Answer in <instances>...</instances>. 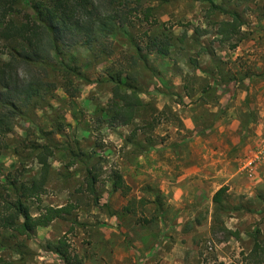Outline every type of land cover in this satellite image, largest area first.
<instances>
[{"label":"rangeland","instance_id":"rangeland-1","mask_svg":"<svg viewBox=\"0 0 264 264\" xmlns=\"http://www.w3.org/2000/svg\"><path fill=\"white\" fill-rule=\"evenodd\" d=\"M145 6L153 8L149 21L159 23L155 29L174 35L169 54H147L144 49L147 68L139 63L133 68V50L121 32L106 34L92 49L74 48L72 64L84 78L69 77L72 97L58 83L44 97L30 99L23 107L25 117L14 118L4 139L0 170L19 182L29 181L42 169L34 148L48 147L41 150L50 168L40 205L73 207L67 220L51 224L50 241L67 239L69 256L82 262L83 257L104 255L100 247L108 241L106 232L115 229L130 250L127 264H253L246 257L254 243L251 234L264 244V29H254L259 20L264 22V0H145ZM230 11L238 13L244 25L238 36L220 42L217 23L228 20ZM148 27L137 23L131 33L136 43L146 40ZM7 53L8 45L0 40V62L8 59ZM122 71L139 79L145 105L129 126L112 124L106 113L113 88L107 73L122 76ZM176 88L185 96H178ZM164 91L168 101L179 106L173 105L176 112L171 106L158 111ZM233 121L235 129L226 132L232 135L230 143L221 142L220 147L229 144L236 155L234 183L222 185L214 174L204 175L210 177L207 184L190 179L182 185L180 200L161 189L163 178L177 175L188 158L184 155L200 149L195 133L212 138ZM167 149L181 159H171L170 176L152 175V166L160 170L158 156L170 153ZM74 153H82V160ZM135 165L140 173L130 169ZM85 169L97 176L94 195L84 191ZM112 172L121 175L127 190L112 191ZM222 187L227 190L216 206L212 198ZM36 207H31L33 214ZM32 243H37L35 236L27 243L34 253ZM35 258L27 264H34Z\"/></svg>","mask_w":264,"mask_h":264},{"label":"trees","instance_id":"trees-1","mask_svg":"<svg viewBox=\"0 0 264 264\" xmlns=\"http://www.w3.org/2000/svg\"><path fill=\"white\" fill-rule=\"evenodd\" d=\"M211 9L220 11L214 4ZM226 14L229 19L217 23L216 35L220 42L238 36L244 25L238 13L230 11ZM150 18H153V8L145 6V0H0V40L8 45V59L0 62V159L4 139L12 131L14 118L25 117L23 107H27L31 98L44 97L50 89L58 88V83L64 93L72 97L73 81L69 77L74 80L84 78L73 67L74 48L92 49L106 34L121 32L126 45L133 50L129 52L133 68L138 67V63L147 68L144 49L147 54L168 55L174 35L155 29L159 23L155 19L149 21ZM143 22L149 27L141 45L135 42L131 33L137 23ZM122 74L107 73L106 79L113 88L106 113L112 124L129 126L137 121V113L145 105L140 97L143 91L137 85L139 79L126 71ZM54 130L60 132V127ZM41 150H48V147H35L33 151H39L36 157L42 169L29 181L19 182L15 175H4L0 170V264H27L36 256L27 246L36 230L71 216L73 207L70 204L60 207L40 205V197L46 193L50 168L48 155H42ZM82 156V153L73 154L78 159ZM84 173V191L94 195L97 176L91 169H85ZM110 180L112 191L128 189L119 173L112 172ZM226 190L222 187L214 194V205L222 203ZM33 204H37L34 214L31 212ZM251 237L254 243L246 257L253 264H260L264 260V244L255 233ZM41 248L57 254L63 264H82V259L69 256V245L63 237L55 243L47 241ZM2 251L18 257L11 259Z\"/></svg>","mask_w":264,"mask_h":264},{"label":"crops","instance_id":"crops-1","mask_svg":"<svg viewBox=\"0 0 264 264\" xmlns=\"http://www.w3.org/2000/svg\"><path fill=\"white\" fill-rule=\"evenodd\" d=\"M254 29L260 31L264 29V22L262 20H259L258 23H255ZM176 93L178 96H185L184 90L176 88ZM264 91V90H262ZM166 91L164 93H160V95L163 96V100L161 104H158L156 107L158 111H162L169 106L173 108V111L176 112V107H179L178 105L174 104L173 101H168L166 97H168V94ZM142 98V97H141ZM176 98V97H174ZM213 111V109H211ZM181 118V117H180ZM229 120V119H228ZM186 121H184L185 123ZM235 121H233L231 124L232 126L228 125L227 129H222V132L218 135H214L211 138V135L205 134L202 132L195 133L197 137L195 138L196 141H198V144L200 146V149H197L195 151H192L190 154L184 155L188 156L187 160L182 163V167L178 169L177 175L174 176V178H171L170 174L173 171V161L171 159L177 158L179 161V153L177 151L171 152V150L167 149L168 155L162 154V156H158L157 159L158 166L160 167V170H157V167L152 166V168H155L152 172V175H166L170 176V179L163 178L162 179V185L161 189L169 191L171 190L173 192V197L176 200H180L183 191L182 187L185 185L187 180L194 179L191 182L194 184H203V183H209L208 180H210L209 174H214L217 178V181L220 182L223 180L222 185H227L229 183H234L236 181V174L237 169L234 162L237 161L236 155L234 153H231V146L229 144L224 147H220L221 142H227L230 143L229 140L232 137L231 134H228L229 130L235 129ZM188 128L190 130H193L192 126L193 124H190L189 121H187ZM190 124V126H189ZM172 125H167V128H170ZM225 128V127H224ZM174 130H177L176 128ZM224 131V132H223ZM169 133V132H168ZM220 141V143H219ZM182 141H177L176 144H181ZM128 146V145H127ZM167 152V151H166ZM183 157V156H182ZM138 160H141V156H138ZM172 163V164H171ZM130 169L138 170L137 173H140V168L135 165L134 167L130 166ZM188 169V170H187ZM143 172H148L146 170H143ZM175 172V171H174ZM197 177V178H196ZM126 185H129L128 182H125ZM188 184V183H187ZM183 185V186H182ZM114 220V219H112ZM114 223V222H113ZM51 226V225H50ZM50 226L46 228H38L35 233V242L32 243L31 249L36 254V258L34 261V264H62L60 259L57 258V254H54L52 252H47L42 250V247L47 241H50L53 237L52 231L50 230ZM106 232V231H105ZM123 232V231H121ZM120 232V233H121ZM122 234V233H121ZM110 235V236H109ZM119 232L115 229H112L108 232H106L105 238L108 239V241L104 242V246H101V250L104 251V255L101 256V254H97L96 258L91 259V257H83L82 264H96V263H102V261H106L111 264H127L130 263V250H126V246L124 243V237H118ZM112 238H116L115 240H109Z\"/></svg>","mask_w":264,"mask_h":264}]
</instances>
